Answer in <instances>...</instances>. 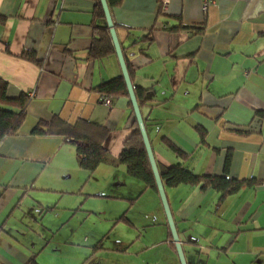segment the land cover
Listing matches in <instances>:
<instances>
[{"label":"crops","instance_id":"0c3cea01","mask_svg":"<svg viewBox=\"0 0 264 264\" xmlns=\"http://www.w3.org/2000/svg\"><path fill=\"white\" fill-rule=\"evenodd\" d=\"M161 1L109 6L122 48L136 52L133 85L149 89L140 108L157 163L221 175L230 156V177L260 181L222 201L211 187L165 186L187 262L264 264V0ZM97 7L98 0H0V77L10 96L31 97L18 132L0 138V264H102L99 252L120 254L123 264H181L156 190L139 194L143 183L124 164H102L89 175L64 136L33 133L54 116L88 120L107 129L104 145L114 158L132 134L129 96L111 95V106L101 100L100 86L122 71L116 52L89 55L95 24L104 22ZM151 30L142 51L130 46ZM27 51L38 62L22 57ZM100 177L106 189L94 181L87 191L126 200L116 221H124L126 236L104 246L107 235L93 229L76 241L66 223L46 221L49 212L73 207L69 198L83 195L84 181ZM68 243L88 256L64 253Z\"/></svg>","mask_w":264,"mask_h":264},{"label":"trees","instance_id":"16d2710c","mask_svg":"<svg viewBox=\"0 0 264 264\" xmlns=\"http://www.w3.org/2000/svg\"><path fill=\"white\" fill-rule=\"evenodd\" d=\"M107 1L109 6L115 4L118 5L122 2V0ZM97 8V17L104 22L101 23L98 20V23L95 24V36L89 53L91 58H101L110 53L116 52L100 0H98ZM162 10L163 8L161 6L160 14L163 13ZM4 19V16L0 14V21H3ZM152 40L153 36L151 30L145 36L135 38L133 44L130 46H137L138 50L142 51L145 48V45L149 44ZM135 53L136 52L134 51L128 53V51L123 49V54L131 78L133 76V71L130 64V57ZM22 57L38 62L34 52L27 51L22 54ZM148 90L149 89L142 87H135L139 104L145 99V95L149 92ZM99 91L102 95L106 94L114 96L126 94L129 96L122 75L104 82L100 86ZM30 98L28 92H21L16 97L10 96L8 94V82L0 77V103L13 105L19 108V110L15 111L0 108V138L18 132L26 117ZM258 114L264 116V110L259 111ZM33 133L57 134L64 136L67 141L75 145L81 167L89 172H94L102 164H124L127 168V173L143 183V188L139 191V194L142 193L145 188H152L158 192L144 139L136 120L134 121L132 134L126 140L118 158H114L104 145V141L108 135L107 129L103 125L95 124L88 120H79L75 124H69L58 116H54L51 121L40 120L33 128ZM166 142L168 143L167 145L181 158L185 156L172 143L169 141ZM229 158L230 156L226 159L224 173L221 175L196 174L186 168L181 161L171 166H160L158 164V167L161 178L166 187H176L182 184L200 185L203 189L211 187L220 192L219 201H222L228 196L237 193L242 188L260 183L257 179H237L230 177L228 175L230 164ZM123 217L124 216L120 219ZM98 248L99 247L96 246L93 250L96 251ZM30 264H35V261L33 260Z\"/></svg>","mask_w":264,"mask_h":264},{"label":"rangeland","instance_id":"374dc122","mask_svg":"<svg viewBox=\"0 0 264 264\" xmlns=\"http://www.w3.org/2000/svg\"><path fill=\"white\" fill-rule=\"evenodd\" d=\"M86 171L89 173V175L92 173L88 170ZM131 179L135 178L131 177ZM94 181L99 182L98 188L100 190L106 189L107 183L103 177L96 178L89 182L84 181L81 185L82 187H85L83 195L69 198L74 200L72 205L73 207L71 209L70 207H67L69 209L61 207L59 210L49 212V214L46 216V221L50 220V224L52 226H58L59 223H66V236L74 237V240L76 241H82L85 238V235L94 229V231L98 232L101 237L104 234L107 235H105L106 237L102 243L104 246L113 245V240L121 236H126V232L128 230L127 227L124 226V221L119 223L116 222L117 218L119 217L118 220H120V216L126 211V202H124V205H121L120 202L126 200L122 198H110L111 193H105V195H103V193H98L95 196H90L87 190H90V188L94 187V185L92 187V183ZM124 190V187H117L116 192H123ZM63 197L64 196H62L61 199H63ZM80 197L81 199L76 203L77 198ZM72 200L69 201L70 204H72ZM127 203L130 204V202ZM60 216L61 221H59ZM63 245L65 246L64 253H73L74 250H78L79 254L82 255L83 258L88 256V252L85 251L84 247L79 248L73 243ZM88 251L90 254V250ZM97 260L102 261V264H123L122 257L117 253L107 254L104 252H99L97 255Z\"/></svg>","mask_w":264,"mask_h":264},{"label":"water","instance_id":"95a60500","mask_svg":"<svg viewBox=\"0 0 264 264\" xmlns=\"http://www.w3.org/2000/svg\"><path fill=\"white\" fill-rule=\"evenodd\" d=\"M100 2L103 7L107 25L110 30V34L113 40L115 51H116V54H117V57H118V60L121 66L122 76L124 77V80H125V83L128 89L129 98H130V101H131V104L134 110V114H135V120L137 121L139 125L140 131L144 139V144L146 146L148 157H149L151 167L154 173L158 193H159V196H160V199H161V202H162L165 214H166L167 222L170 227L173 242L175 244L181 264H188L185 251H184L182 242L180 240L179 233H178L175 220H174V217L171 211V207L168 201L165 185L160 175L158 163L155 158V154H154L153 147H152L149 135H148V131L145 125V121H144L143 114L140 108V104L136 96L135 87L133 85L131 76L129 74V70H128L126 60L123 54V48L119 41L118 34L115 28V24H114L112 15H111V10H110L108 1L100 0Z\"/></svg>","mask_w":264,"mask_h":264},{"label":"built area","instance_id":"2783aa9c","mask_svg":"<svg viewBox=\"0 0 264 264\" xmlns=\"http://www.w3.org/2000/svg\"><path fill=\"white\" fill-rule=\"evenodd\" d=\"M169 0H162V6L163 7H166L167 3H168ZM33 93H31L32 95ZM101 100L103 101V103L105 105H108V106H111V95H106V94H101Z\"/></svg>","mask_w":264,"mask_h":264}]
</instances>
